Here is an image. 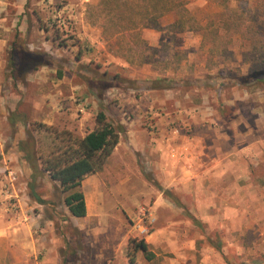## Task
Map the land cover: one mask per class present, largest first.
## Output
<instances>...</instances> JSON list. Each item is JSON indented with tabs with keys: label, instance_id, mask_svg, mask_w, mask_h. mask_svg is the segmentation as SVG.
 Here are the masks:
<instances>
[{
	"label": "rangeland",
	"instance_id": "374dc122",
	"mask_svg": "<svg viewBox=\"0 0 264 264\" xmlns=\"http://www.w3.org/2000/svg\"><path fill=\"white\" fill-rule=\"evenodd\" d=\"M140 1L27 0L20 8L26 15L15 24V0H0V9L8 12L0 17V35L5 28L26 25L24 45L17 46L41 54L36 61L20 54V48L13 54L16 65L44 68L38 86L25 82L19 90L13 79L0 82V106L14 105L10 115L25 118L22 129L1 128L0 139L14 138L21 130L27 137L30 130L44 155L55 135L81 136L93 128L100 108L123 126L122 110L128 116L141 109L156 115L142 116V125L156 120L178 142L217 138L219 149L236 146L239 152L223 160L221 169L208 163L199 168L201 184L191 189L182 184L184 162H174L172 173L167 169L169 177L174 174L167 187L160 169L145 162L152 154H115L98 173L101 189L89 200L87 220L69 213L65 192L49 174L35 176L30 186L19 167L2 162L0 222L11 220L12 235L23 244L0 250V264H62V250L70 249L75 262L67 256L66 264H264V84L237 79L261 51L250 54L236 37L233 43L224 41L215 36L214 26L204 36L200 28L189 30L222 9L215 0H189L183 23L172 11L159 25L146 19L147 27L127 32L128 23L139 16ZM227 3L233 7L239 1ZM44 36L47 44H42ZM93 71L107 74L109 85H89ZM157 76H166L170 85L151 88ZM44 114L55 118L51 131L37 127ZM155 196L164 200L160 206L153 207ZM140 206L150 207L156 218L144 237L153 256L148 260L137 251L131 262L128 239H142L133 227Z\"/></svg>",
	"mask_w": 264,
	"mask_h": 264
},
{
	"label": "trees",
	"instance_id": "16d2710c",
	"mask_svg": "<svg viewBox=\"0 0 264 264\" xmlns=\"http://www.w3.org/2000/svg\"><path fill=\"white\" fill-rule=\"evenodd\" d=\"M189 0H141L137 4L139 16L128 23L125 31L140 30L147 27L146 19H151L158 25L161 18L172 11L179 14L178 21L183 23L184 14L188 12L186 6ZM222 6V9L216 13L213 19L205 25L198 23L197 25H189V30L194 27L203 30V36L208 28H216L215 36H220L224 41H236L238 38L239 47L244 48L250 54L254 51H261L258 61L253 63L252 67L246 73H240L237 79L242 84H247L251 80L258 84H264V0H237V6H228L227 0H215ZM27 5V0L24 7ZM38 20L40 21L39 17ZM42 28V27H41ZM220 30V33H217ZM213 39L212 43L215 44ZM21 47L14 45L10 51V58L13 59V54ZM20 54L23 53L27 58L33 60H41V54H31L21 48ZM212 49V47H211ZM143 58V57H142ZM144 59V58H143ZM41 64L45 61H40ZM10 68L14 72L21 71L25 64L21 62L16 65L15 60L11 61ZM39 65L38 63H36ZM113 78H119L114 75ZM89 85L107 87L109 85L107 74L98 71H93L89 78ZM171 80L166 76H157L150 80L151 88H165L170 85ZM13 121V120H12ZM25 123V120H24ZM38 129L51 131L52 126L45 123H37ZM125 128L119 122L110 120L104 108H100L95 115V125L93 129L83 136L72 135L69 131H63L62 136L55 135L52 144L45 151V154L39 152L36 147V141L27 130V137L21 141V147L24 152L25 161H29L33 168H37V160L40 161V167L47 172L50 178L56 181L61 190L65 192L63 201L69 213L73 216L81 217L86 214V204L81 187V180L88 174L97 173L102 170L107 159L112 154L119 139L124 134ZM58 140V141H57ZM33 161H32V160ZM31 160V161H30ZM193 220H195L193 218ZM217 248L220 249V243ZM128 254L131 256L130 261L134 262V256L137 251L145 253L146 259L150 260L152 254L148 253V243L136 237L128 239L127 245ZM62 264H66L67 256L72 257V262H75V253L62 250ZM229 264H245L244 262L229 263Z\"/></svg>",
	"mask_w": 264,
	"mask_h": 264
},
{
	"label": "crops",
	"instance_id": "0c3cea01",
	"mask_svg": "<svg viewBox=\"0 0 264 264\" xmlns=\"http://www.w3.org/2000/svg\"><path fill=\"white\" fill-rule=\"evenodd\" d=\"M25 2L26 0H15V3L19 8L15 11V13H13L14 18L16 19L15 24H17V21L20 18H24L26 15L25 11L23 9H20L23 8ZM7 13L8 12L5 11V9H0V17ZM31 14L34 15L36 13L33 11L31 12ZM14 26L15 25H13V27L11 28H5V32L7 31L5 35H0V82L4 77H6V79L9 81H12L13 79L17 83H19V90H23L24 85L22 83L33 82L38 86L42 81H44V68H39L36 64V68L35 66L31 67V70H28V68H24L17 73L15 71H11L12 68L5 67L6 64L11 65V61H13V59L11 60L10 55H8L11 51V48L14 45L22 46L24 36L28 34L29 31L26 25H20L16 28ZM39 30L41 31V29ZM42 39V44H47L49 42V39L45 36ZM74 58L75 60H78L77 57ZM36 96L38 97L40 95L37 93ZM10 111H14V105L8 108L0 106V129H4V127L10 129H22L25 119L23 114L18 113L17 118L14 119L12 115H10ZM120 113L123 116V118H121V121L124 123L125 132L119 139V142L115 146L109 158L118 153L121 157H124L129 153L137 154V152H140L143 155L152 154L151 157L148 158L150 160L148 161L147 159L145 160V162L147 166H150L151 164L152 169H160V177L164 180L163 184H167L165 185L167 187L169 186V184H172L171 180H174V178L172 179L174 174H172L171 177H169L170 175L168 176L169 172H174V170H172L174 162L185 163L183 166L184 171L182 174L180 173V176L181 178H183V186L185 188H187L188 186L191 189L193 184H197L199 186L201 184L200 180L203 176L201 175L199 168L201 169L203 166H205V164L208 163V165L213 169H221V167L219 166L221 165V162L223 160H232V155H235L237 151L239 152L236 146H234V148L230 146V148L227 150H222L221 148L219 149L218 144L216 143L218 140L217 138H215L216 140L203 138L196 143L192 142L191 140L188 141L185 139L181 141L179 140L180 142H178L176 141L177 139L174 140L172 137H168L170 133L166 132V128L163 129L159 127L156 120L150 122L153 124L149 123L150 127H145L144 125H142L144 122L140 123L139 120L142 116H144L146 119L154 118L156 115L153 111L150 110L142 111L141 109H137L136 111L128 113V116H126L127 112L124 110H122ZM83 118L84 115H81L79 117L80 122H82ZM41 122L52 125L55 123V118L52 114H44L41 117ZM56 124H60V122L57 121ZM92 129L93 128H90L89 131H91ZM89 131L81 132V136ZM25 138L26 134L21 130L19 132V135H17V133L15 134L14 138L8 139V137L5 136L0 139V164L3 162L4 164H8L13 168L19 167L22 170V177L28 180L29 185L31 184L33 186L32 179H34L35 176H40V173L45 175L48 173L39 168L40 161L37 160L38 166L37 168H33L31 166V163L29 161H25V159L23 158L24 152L23 150H21V141L25 140ZM170 163H173V165H171ZM167 169L169 170V172L167 171ZM98 173L99 172L88 174L81 180V187L86 204V214L81 217L73 216L74 218H85L87 220L89 216V200H91L92 196L96 197L100 192L98 189H101V185L99 184L98 180ZM46 186L48 187V185ZM163 201L164 200L161 196H155V199L153 200V207L160 206ZM3 221L4 222H0V250L5 251L9 249L11 247V244L15 246L16 244L22 245V241L12 235L11 228L13 224H11V220L5 219ZM82 227L83 225L81 224L79 228L81 229Z\"/></svg>",
	"mask_w": 264,
	"mask_h": 264
},
{
	"label": "built area",
	"instance_id": "2783aa9c",
	"mask_svg": "<svg viewBox=\"0 0 264 264\" xmlns=\"http://www.w3.org/2000/svg\"><path fill=\"white\" fill-rule=\"evenodd\" d=\"M10 178H15L13 172H9ZM156 218L151 212L150 207L140 206L137 214V221L134 223L133 227L138 231V236L144 238L151 234L152 226Z\"/></svg>",
	"mask_w": 264,
	"mask_h": 264
}]
</instances>
